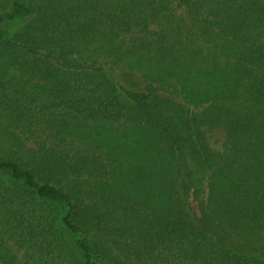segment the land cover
I'll use <instances>...</instances> for the list:
<instances>
[{"label": "trees", "instance_id": "trees-1", "mask_svg": "<svg viewBox=\"0 0 264 264\" xmlns=\"http://www.w3.org/2000/svg\"><path fill=\"white\" fill-rule=\"evenodd\" d=\"M30 1L0 14V57L19 58L27 80L41 82L24 95L43 98L55 142L28 148L9 133L17 149L2 146L0 174L66 206L72 263L147 264L143 251L163 244L193 264H264V0H43L2 38L1 25L28 16ZM121 66L147 86H127ZM164 83L181 101L157 93ZM185 103L203 106L190 114ZM204 124L226 129L225 155L206 144ZM77 133L102 143L108 160L70 150ZM200 169L209 172L201 210L260 254L215 242L191 217L181 193ZM105 234L127 236L136 262L103 244Z\"/></svg>", "mask_w": 264, "mask_h": 264}, {"label": "rangeland", "instance_id": "rangeland-1", "mask_svg": "<svg viewBox=\"0 0 264 264\" xmlns=\"http://www.w3.org/2000/svg\"><path fill=\"white\" fill-rule=\"evenodd\" d=\"M13 1L0 0L1 15L10 10ZM30 4L33 11L28 16L19 17L13 21H5L1 25L2 38L13 37L21 31L37 15L43 0H31ZM185 31L187 32L186 29ZM6 60L7 58L0 57V150L4 144L17 149V145L13 141H7L8 134L11 132L21 135L24 146L28 148H36L44 143L48 145L49 142H55L53 134H55L56 126L47 122L48 114L51 111L46 110L43 98L35 90L30 92L32 97L30 100L24 95L26 88L41 82L37 79L27 80L24 68L17 62L19 58L15 62L10 59L6 62ZM108 72L112 76V72ZM117 74L131 88L142 89L148 84L142 79L141 73L135 69L121 66L117 68ZM156 88L160 96L181 101L180 96L168 83L157 84ZM186 105L189 106L190 114L199 113L203 106ZM166 113L171 112L167 111ZM201 129L203 131L202 136H204L209 148L225 155L229 147L226 129L212 124H204ZM73 137H68L69 142H74L70 144V150L78 148L81 154H95L92 156H99L108 160L109 156L107 157L102 143L92 141L90 138H80V133ZM195 183L196 185H189L186 194L181 193L182 199L188 207L191 217L198 224H201L209 237L233 250L249 253L252 256L260 254V250L256 246L247 244L237 239L235 235L226 233L217 227L201 210V203L207 201L208 197L209 172L200 169L198 173H195ZM15 185L8 174H0L1 264H73L71 252L74 249V237L65 232L61 221L66 206L60 203L48 202L46 204L42 199L35 198L29 192H24V188L22 191L20 187H15ZM13 195L22 197V201L20 203L11 202L10 198ZM127 238L121 234L116 236L115 234L110 236L105 234L102 236L101 242L114 249V252H118L120 258L125 260L129 258L132 262H136L138 255L134 253V248H129L130 250L128 249L126 252L125 246L122 244L125 242L132 244ZM61 240H65L68 245H62ZM142 255V257L150 258L147 264H193L189 257H184L176 250L168 249L163 244H156L152 250L143 251ZM100 264H110V262L104 261Z\"/></svg>", "mask_w": 264, "mask_h": 264}]
</instances>
